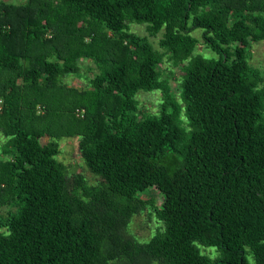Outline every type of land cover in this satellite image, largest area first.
I'll use <instances>...</instances> for the list:
<instances>
[{
  "label": "trees",
  "instance_id": "16d2710c",
  "mask_svg": "<svg viewBox=\"0 0 264 264\" xmlns=\"http://www.w3.org/2000/svg\"><path fill=\"white\" fill-rule=\"evenodd\" d=\"M130 22L161 30L158 48ZM196 28L213 56L194 52ZM260 40L264 0H0V264H264V78L247 56ZM81 61L96 68L86 86L61 83ZM139 90L162 91L154 113ZM71 136L96 183L54 158ZM151 184L161 230L138 242L125 227Z\"/></svg>",
  "mask_w": 264,
  "mask_h": 264
},
{
  "label": "rangeland",
  "instance_id": "374dc122",
  "mask_svg": "<svg viewBox=\"0 0 264 264\" xmlns=\"http://www.w3.org/2000/svg\"><path fill=\"white\" fill-rule=\"evenodd\" d=\"M9 2H21L23 0H2ZM127 27L130 31L144 36L146 40L154 47L158 48L157 41L161 33V30L154 36H150L144 24H137L134 22L127 23ZM201 30L196 28L190 32V35L197 38L198 42L195 46L194 52L201 53L205 56H213L214 54L205 48L203 41L200 37ZM249 55V64L257 68L262 77L264 78V40L251 42L249 49L247 50V56ZM89 66V68H88ZM159 79L164 82L167 91L173 96L176 103L181 105L179 98V81L181 70L178 65L170 63L168 60H164L159 64ZM96 68L89 61L79 62L77 73L60 76L59 81L67 86L76 88H83L86 86L87 78H89ZM137 101V107L140 113H154L159 106V102L163 101V94L161 90L142 91L136 92L135 97ZM182 124L185 123L184 117L181 116ZM45 139H40V142H45ZM5 140V137L0 134V145ZM58 146V152L54 158L61 162L65 168L66 175L72 176L75 173H79L86 184H94L98 181V177L90 173L84 164L82 163L76 148L77 137H61L56 139ZM6 156L1 154L0 148V159ZM139 197L145 200V205L135 214H132L128 219L125 227V232L133 240L138 242L147 241L152 235L161 230V222L158 221L154 215V207L161 206L162 195L157 190L154 184L148 186L143 192L139 194ZM11 205H4L0 207V216H5L7 210H12ZM1 229V228H0ZM4 231L5 229H1ZM201 253L213 256V247H204L198 245ZM246 249V248H245ZM244 259L246 264H254L252 256L248 253H244Z\"/></svg>",
  "mask_w": 264,
  "mask_h": 264
}]
</instances>
